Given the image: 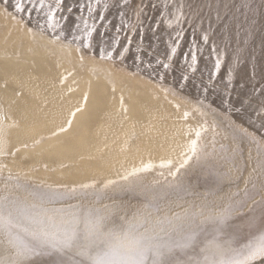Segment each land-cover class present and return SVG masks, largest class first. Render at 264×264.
<instances>
[{
  "label": "snow or ice",
  "instance_id": "6c2138e0",
  "mask_svg": "<svg viewBox=\"0 0 264 264\" xmlns=\"http://www.w3.org/2000/svg\"><path fill=\"white\" fill-rule=\"evenodd\" d=\"M9 3L12 5L11 12L8 10ZM0 4L4 5L3 11L13 20L19 18L28 32L48 33L57 40L65 36L71 22L72 41L77 43L78 51L81 48L93 49L107 40L110 50L106 51L102 46L97 48L101 59H125L132 38L122 36V33L139 35L143 40L146 31H151L159 39L158 32L171 30L175 36L169 37L165 59L155 58V64L165 70L159 77L161 81L173 66L185 35V26L192 30L193 39L183 59L187 69L196 73L203 51L195 40L197 32H200L204 46L209 44L210 35L214 32L228 35L235 29L237 36L243 32L244 39L232 49L235 65L239 67L247 62V56H251L248 45L252 43L256 25L254 17L247 15L245 21H239L225 5L224 13L217 11L215 21L209 18L208 27L204 28L205 17L200 12L186 13L184 0H148L147 3L140 0L134 8L132 0H119L122 10L119 12V23L115 26L106 15L110 7L108 0H74L71 4L67 0H0ZM129 10L131 17L128 16ZM149 11L152 16L148 15ZM146 20L151 22L146 24ZM109 30L114 35H110ZM261 45L264 47V35L261 36ZM137 50L144 51L142 45H138ZM226 55L227 44L224 50L212 44L214 63L208 83L203 88L204 97L196 101L193 111L182 113L180 118L188 131L174 157L162 158L158 164L142 162L139 167L103 181L94 179L72 187L40 186L37 190H28L24 199L0 196V264H38L41 257L51 258L50 264H264V134L257 136L232 118L230 107L239 113L244 110V104L250 106V100H241L234 105L229 92L221 98V107H217L207 96L220 76ZM135 59L143 63L141 56ZM146 66L153 67V62L149 60ZM255 76L253 65L249 80L255 79ZM224 79L225 89H230L235 79L232 69ZM189 80V75L183 72L182 83L178 86L182 89ZM252 87L254 92L264 97V68L261 69L260 79ZM84 99L86 101L87 97ZM79 111L81 109L77 108L76 112ZM71 115L75 116V112ZM194 115L202 118L196 126L189 123ZM209 115L213 118L211 152L202 143L209 131ZM255 115L261 120L260 129L264 130V103ZM71 123V120L67 121L69 127ZM66 130L60 128L61 132ZM217 137L227 142L220 143L218 149ZM245 143L256 147L255 158L249 149L245 159ZM7 154L0 150V155ZM4 167L6 165H0V169ZM156 168L167 170V174L159 172L167 188L178 189L192 197L187 207L181 205L179 212L160 215V197L154 194L149 200L144 188L141 191L145 200L141 205L132 209L113 205L118 208V213L103 215L100 209L86 207L79 202L89 196L99 202L103 194L117 186L121 190H132L127 183L131 178ZM245 171L249 172L247 178L243 175ZM169 177L173 182L177 177H185L187 182L172 183ZM241 179H244V188L239 187ZM233 186L235 191L231 190ZM249 186L253 190L259 187V202ZM225 187L229 189L227 193ZM73 200L77 203H71ZM258 206L260 223L256 225L251 214ZM237 218L246 221L243 229L233 226Z\"/></svg>",
  "mask_w": 264,
  "mask_h": 264
},
{
  "label": "bare ground",
  "instance_id": "6f19581e",
  "mask_svg": "<svg viewBox=\"0 0 264 264\" xmlns=\"http://www.w3.org/2000/svg\"><path fill=\"white\" fill-rule=\"evenodd\" d=\"M67 2L71 4L74 0ZM117 15L118 12L115 21H119ZM148 15L153 13L149 11ZM235 15L239 21H245L241 11L236 10ZM247 16L254 17L256 25L261 21L264 26V18H260L255 9ZM107 17L111 18L110 15ZM0 19V150L8 153L0 155V165H6L0 169V196H4L2 190L8 187L7 183V187L3 186L2 175L12 174L15 178L28 177L35 183L71 187L94 179L115 178L139 167L142 162L158 164L162 158L174 157L180 151L178 145L184 142L188 131L180 118L184 108H177L172 99L153 83L112 67L92 65L81 59L75 49L46 36L37 34L45 44L35 42L32 33L20 22L14 24L1 12ZM150 22L145 21L146 24ZM261 28L264 33V27ZM160 32L157 39L151 31H146L144 42L149 49L166 56L170 42L168 36L172 31ZM64 38L72 40L71 22ZM243 39L244 33L241 32ZM100 46L110 50L107 40L91 50L98 52ZM235 47L234 42L227 45L221 72L226 77L232 69L235 79L231 88L246 94L260 79L264 68V47L261 40L252 41L248 45L251 56H247V62L239 67L232 55ZM204 48L200 53L198 71L208 74L214 61L211 49ZM136 56H141L144 64L149 61L133 49L123 61L141 69L142 66L135 62ZM253 65L256 76L250 81ZM146 70L149 75L158 77L155 67ZM172 77L170 73L166 74L164 80ZM224 77L221 79L226 82ZM180 83L182 81L176 78V85ZM196 84L189 81L182 89L204 97L203 90ZM207 96L221 106V98L226 95L209 91ZM242 107L244 110L239 113L230 107L234 117L264 134L260 129L261 120L255 115L258 107ZM77 108L81 111L76 112ZM73 112L75 116L71 115ZM68 120L72 121L70 127ZM189 123L197 125L192 117ZM61 127L67 130L61 132ZM13 152L16 154L12 155ZM160 171L156 168L140 175L149 179Z\"/></svg>",
  "mask_w": 264,
  "mask_h": 264
},
{
  "label": "rangeland",
  "instance_id": "374dc122",
  "mask_svg": "<svg viewBox=\"0 0 264 264\" xmlns=\"http://www.w3.org/2000/svg\"><path fill=\"white\" fill-rule=\"evenodd\" d=\"M145 1V0H144ZM264 0L255 1V0H184L185 3V12L186 13H196L200 12L204 17V28L208 27L209 24V18L211 21H215L216 18V13L219 11L221 14L224 13L225 5L228 6V10H231V12L235 13L236 10H239L242 12L243 17H245L248 14H251L252 10H256L260 16V18H264ZM80 2H85V0H80ZM94 2V0H93ZM109 2V11L106 15H110L111 18L109 20L112 21V24L115 26L119 23V21H115L116 14L118 12L117 18L119 20V12L122 10L120 8L119 0H108ZM254 2H256L254 4ZM263 2V4H262ZM138 3H140V0H132V7L134 8ZM243 3V4H242ZM257 4H259L257 6ZM262 4V5H261ZM244 5H247V7H244ZM11 7V8H10ZM4 5L0 4V12L3 14V16L7 19H10L14 24L17 22H20L19 18L16 20H13L9 15H7L3 11ZM9 12L12 11V6L9 4L8 6ZM84 15H87V13H84ZM132 13L129 10L128 11V16L131 17ZM115 17V18H114ZM244 21V19H243ZM241 21V22H243ZM0 23H2V20L0 19ZM21 23V22H20ZM99 24L100 22L97 21ZM262 25L263 22L259 21L257 25H255V28L253 29L254 36L252 37V41L254 43H257L258 40H261V36L264 35L262 32ZM21 26H25L24 24L21 23ZM34 26V25H33ZM186 27L185 35L183 37V40L181 42V46L178 50V55L174 58L173 61V66L170 70H167V74L170 73L171 76H173L171 79H168L167 81L160 80V75L165 72L164 69H162L160 66L155 64V58L159 56L160 59H165V56L161 55L155 50L149 49L143 40L140 39L139 35H132L131 33H122L123 35H128L131 36L132 38V45L130 47V50L133 49L135 53H138L142 56H146V59H149L153 62V67H155V72L158 74V77H153L148 74V71L146 70L147 63H140L135 59V62L137 65L141 67L140 68H135L129 64H125L123 60H120L118 57L114 59H101L99 56V53L91 50V49H83L81 48L79 51L77 50V43L73 42L70 39H66L62 37L61 39L57 40L54 39V37L48 33H41L40 31L34 30L31 35V38L35 42H40V43H46L45 41H41L38 38V35L46 36L51 40H57L60 41L62 44L67 46L68 48H73L76 50L78 56L83 57V60H86L87 62L91 63L92 65H103L105 67H112L115 70L119 72H124L126 74L132 75L136 77L139 80L142 81H147L153 83L164 95L167 97L171 98L172 101L175 103V105L179 107L184 108L185 111H193L196 108V101L198 99H203V96L201 97L200 95H195L189 92H186L185 90L181 89L179 86L176 85V78H178V81H181V75L183 72H186L190 80L196 82L198 88L202 89L204 86L208 83V77L212 71V68L210 69L211 71L206 74L203 72L197 71L196 73H192L187 69V64L183 59V54L189 50V45L190 42L193 39L192 36V30L190 28ZM213 28H215V24L213 23ZM103 31V29H101ZM35 33V34H34ZM161 33V32H160ZM38 34V35H37ZM110 35H114V33L109 30ZM200 32H197L195 40L197 44H200L202 49L203 47L208 48L209 50L211 49V46L213 43L216 44V46H219L221 49L225 48V45H230L232 42H234L235 46L237 45V42L241 40V34L237 36L235 34V29H233L232 33L225 35L221 34L219 32H214L213 34L210 35V40L209 44L207 46L202 45L201 40H200ZM171 36L174 38L175 34L174 32L171 33ZM219 36V37H218ZM170 36H168L169 38ZM256 40V41H255ZM23 41V40H22ZM21 41V42H22ZM142 45L143 47V52L137 50V46ZM204 48V49H205ZM130 52V51H129ZM148 52H151L152 55H147ZM190 62V61H188ZM213 67V65H212ZM174 72V73H173ZM224 73H220V76L214 81V85L210 91L212 92H222L225 95H228V93H231V100L233 101V104H239L241 100L248 99L251 101L250 106H257L258 108L262 103H264V98L259 95L258 92H254L253 89L249 93H240L236 90V88H230V89H225V82L221 79V77H224ZM180 79V80H179ZM175 82V83H174ZM201 85V86H200ZM199 98H198V97ZM209 101H211V98H208ZM215 103V102H214ZM215 106L221 107L217 103H215ZM243 106L247 107L249 106L248 104H244ZM230 110V109H229ZM232 111V110H230ZM233 113V111H232ZM211 115L207 117L208 125H209V131L204 135L202 143H206L208 150L211 152L212 151V137H213V132L211 131V125L213 122V118ZM233 119L237 121L238 124L243 125L244 127L249 128L250 131H254L257 136L261 135L254 129H252L248 124H246L243 121H240L232 116ZM192 119L194 122L197 124L201 121V117L199 116H193ZM211 135H210V134ZM209 134V135H208ZM211 140V141H210ZM208 141V142H207ZM220 143H227L226 141H221L219 137H217V149L219 148ZM244 157L245 159L248 156L249 149H251V154L253 158L256 157V147L254 145H248L247 143L244 144ZM250 170V169H249ZM167 174V170H162ZM249 172L245 171L244 172V177L247 178ZM11 176L12 179L9 180L8 177ZM2 181L4 182V185L6 183L8 184V187L2 190L5 195H11V196H17L20 197L21 199H24L27 197V192L28 190H37L40 186H44L45 184H40V183H35L31 181L28 177H13L12 174H6L1 176ZM159 177V178H158ZM146 177H143V175H139L137 177L131 178V180L128 183V185L132 186V190H121V187L117 186L113 189H110L107 193L103 194L102 197L100 198L99 202H97L96 198L93 196H89L85 200L79 201L80 203L84 204L86 207H91L94 209H100L101 214L103 215H108L111 213H118V208H114L113 205L115 206H122L126 207L129 209L135 208L136 206L141 205L144 200H145V194L142 193L141 189L144 188L147 190L146 195L149 200L152 199V196L155 194L157 197H160L158 200V205L160 208V215L164 214H171L172 212H179L181 211V205L184 207H187L188 204L191 203L192 197L186 195L184 192L179 191L178 189L175 188H167L164 184V178L159 175V173L155 176H152L149 179H145ZM194 179V177H193ZM169 182L172 183H180L182 180L186 183V178L185 177H177L176 181H172V178H168ZM156 182H159L157 184ZM1 183V182H0ZM20 185V187H17V185ZM48 185V184H47ZM53 187H58L61 185H52ZM73 186H78V185H73ZM244 179H241L239 181V187L244 188ZM72 187V186H71ZM250 191L252 192V195L256 199V201H260V195L259 193V187L256 189H251L249 186ZM232 191H235V186L231 189ZM229 189L225 187V193H227ZM29 200L31 199L30 197L28 198ZM71 203H77L76 200L71 201ZM227 203V201H225ZM251 203V201H249ZM108 206L105 208V206ZM254 217V222L256 225H259L260 223V208L259 206L257 207L256 211L251 214ZM244 223L246 221H242L241 219L237 218L233 221V226L234 227H240L244 228ZM258 235V233H257ZM50 259L51 258H38V264H50Z\"/></svg>",
  "mask_w": 264,
  "mask_h": 264
}]
</instances>
